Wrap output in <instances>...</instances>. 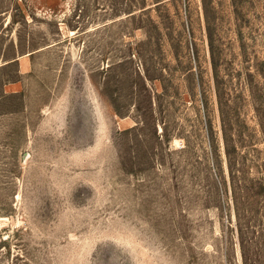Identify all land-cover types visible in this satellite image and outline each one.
Returning <instances> with one entry per match:
<instances>
[{"label": "rangeland", "instance_id": "rangeland-1", "mask_svg": "<svg viewBox=\"0 0 264 264\" xmlns=\"http://www.w3.org/2000/svg\"><path fill=\"white\" fill-rule=\"evenodd\" d=\"M0 264H264V0H0Z\"/></svg>", "mask_w": 264, "mask_h": 264}]
</instances>
